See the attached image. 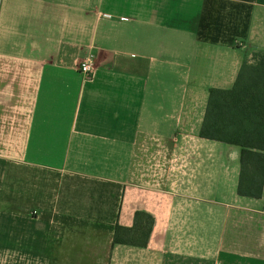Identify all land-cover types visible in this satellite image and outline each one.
Segmentation results:
<instances>
[{"label":"crops","instance_id":"obj_1","mask_svg":"<svg viewBox=\"0 0 264 264\" xmlns=\"http://www.w3.org/2000/svg\"><path fill=\"white\" fill-rule=\"evenodd\" d=\"M260 54L264 0H0V264H264V186L199 136Z\"/></svg>","mask_w":264,"mask_h":264},{"label":"trees","instance_id":"obj_2","mask_svg":"<svg viewBox=\"0 0 264 264\" xmlns=\"http://www.w3.org/2000/svg\"><path fill=\"white\" fill-rule=\"evenodd\" d=\"M199 136L240 147L237 194L259 199L264 186V54L254 64L242 63L231 89L209 90ZM143 218L131 228L116 227L113 243L144 246L152 220Z\"/></svg>","mask_w":264,"mask_h":264},{"label":"built area","instance_id":"obj_3","mask_svg":"<svg viewBox=\"0 0 264 264\" xmlns=\"http://www.w3.org/2000/svg\"><path fill=\"white\" fill-rule=\"evenodd\" d=\"M77 69L85 78H89L95 70V62L92 55L85 56L81 61L77 62Z\"/></svg>","mask_w":264,"mask_h":264}]
</instances>
